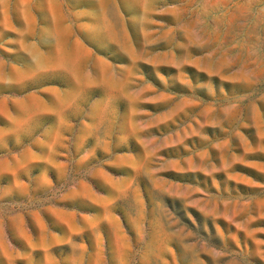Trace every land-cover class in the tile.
<instances>
[{"label":"rangeland","instance_id":"obj_1","mask_svg":"<svg viewBox=\"0 0 264 264\" xmlns=\"http://www.w3.org/2000/svg\"><path fill=\"white\" fill-rule=\"evenodd\" d=\"M0 264H264V0H0Z\"/></svg>","mask_w":264,"mask_h":264}]
</instances>
